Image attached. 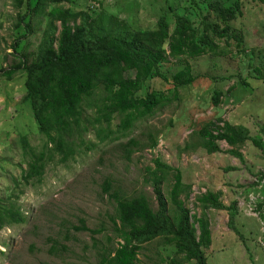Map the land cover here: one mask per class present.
<instances>
[{
    "label": "rangeland",
    "instance_id": "1",
    "mask_svg": "<svg viewBox=\"0 0 264 264\" xmlns=\"http://www.w3.org/2000/svg\"><path fill=\"white\" fill-rule=\"evenodd\" d=\"M186 1L73 0L61 5L86 11L91 17L106 11L134 29H155L161 15L172 17L175 13L187 16L197 27L200 18L193 9H185ZM34 3L32 0L31 6ZM51 6L38 18L30 13L26 24L19 26L20 17L28 13L26 0H0V202L16 206L24 216L23 223L10 222L0 230V264H98L103 251L121 243L116 232L120 225L115 219L116 198L142 195L153 211L157 209L154 176L150 174L155 160L173 169L156 173L164 177L159 191L168 209L173 208L168 195L175 170L181 174L183 186L189 188L179 199L190 214L201 215L196 198L206 192L219 193L225 206L236 204L231 223L228 212L205 210L209 232L199 242L206 264H264V5L239 0L240 13L231 25L241 36L240 43L233 39L225 43V38L215 37L219 48L214 52L180 60L167 57L159 63L165 80L155 78L141 92H164L170 102L143 119L130 135L76 156L75 161H67L68 166L54 158L46 164L41 182L32 180L24 185L20 175L30 158L23 156L21 140L38 149L45 138L38 133L23 101L24 74L16 71L8 78L2 73L18 65L22 55L28 60L35 56ZM220 50L224 52L220 54ZM186 65L194 81L178 88L172 97L171 76ZM92 116L93 111L87 110L82 123L92 122ZM209 121L218 126L228 122L245 127L262 148L251 141L237 148L217 141L220 151L208 153L199 146L197 132ZM117 122L114 115L110 128ZM130 137L138 145L126 159L120 145H126ZM150 137L157 141L151 149ZM81 139L83 144L77 149L98 143L92 125L88 124ZM230 149H237L243 161L227 154ZM105 181L109 185L103 184ZM137 259L139 264H172V259L192 264L181 261L162 239L144 245Z\"/></svg>",
    "mask_w": 264,
    "mask_h": 264
},
{
    "label": "trees",
    "instance_id": "2",
    "mask_svg": "<svg viewBox=\"0 0 264 264\" xmlns=\"http://www.w3.org/2000/svg\"><path fill=\"white\" fill-rule=\"evenodd\" d=\"M250 1L264 5V0ZM62 3L72 4L73 0H35V7L31 6L32 0H26L28 13L20 17L19 26L26 24L25 18L30 13L38 18L52 5L46 13V27L35 56L28 60L27 55H22L18 65L2 73L8 78L16 71L24 74L26 95L23 101L30 108L38 133L45 138L38 149L31 147L26 139L21 140L22 154L30 158L20 175L24 185L32 184V180L41 182L46 164L53 162L54 158L68 166V160L73 162L76 156L130 135L143 119L152 117L168 104L171 98L164 92L149 91L147 87L141 92L149 81L155 78L165 80L159 72V63L167 57L180 60L182 57L193 58L208 51L214 52L215 47L219 48L215 37L225 38V43L231 39L238 43L242 40L231 25L239 12V0L232 3L230 0H187L185 9H193V14L200 18L199 26L194 27L190 18L175 13L172 17L161 15L156 28L150 30L131 28L106 11L91 17L86 11H73L63 7ZM223 52L220 50V54ZM171 78L174 83L172 97H175L178 88L183 89L194 81L189 65L176 71ZM213 102L216 105L218 100L214 97ZM87 110L93 111L92 122L82 123ZM114 115L118 117V122L110 128ZM219 121L216 119V122ZM216 122H207L197 132L199 146L208 153L220 151L217 141L236 148L245 141H251L262 148L260 141L252 137L245 127H234L228 122L218 126ZM88 124L95 129L98 143L85 144L82 149H77L83 144L81 134L88 131ZM156 142L150 137L148 148H154ZM137 145L132 137L126 145H120L126 159ZM236 150L226 152L243 161ZM155 164L150 174L154 176L157 209L153 211L142 195L130 199L116 198L115 219L120 223L116 232L121 243L113 250L103 251L98 264H139L138 252L157 239H162L175 256H181V261L206 264L199 242L209 232L205 210L215 208L226 211L230 216L229 222L233 221L236 204L223 205L219 193L206 192L197 197L196 204L201 208V215L190 214L179 199L180 194L189 188L183 186L178 170H175L174 183L168 195L173 208L168 209L159 191L164 177L156 173L164 174V171L173 169L158 160ZM13 182L18 186L17 180ZM103 184L109 185L108 181ZM10 222L23 223L24 216L16 206L0 202V230ZM80 228L87 231L84 226ZM171 263L179 264L175 259Z\"/></svg>",
    "mask_w": 264,
    "mask_h": 264
}]
</instances>
